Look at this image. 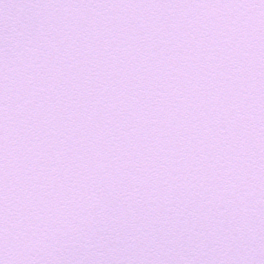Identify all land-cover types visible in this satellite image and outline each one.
<instances>
[{
	"label": "snow or ice",
	"instance_id": "6c2138e0",
	"mask_svg": "<svg viewBox=\"0 0 264 264\" xmlns=\"http://www.w3.org/2000/svg\"><path fill=\"white\" fill-rule=\"evenodd\" d=\"M0 264H264V0H0Z\"/></svg>",
	"mask_w": 264,
	"mask_h": 264
}]
</instances>
